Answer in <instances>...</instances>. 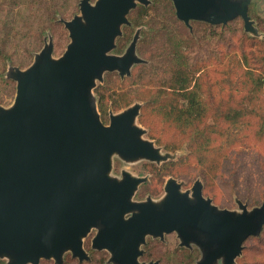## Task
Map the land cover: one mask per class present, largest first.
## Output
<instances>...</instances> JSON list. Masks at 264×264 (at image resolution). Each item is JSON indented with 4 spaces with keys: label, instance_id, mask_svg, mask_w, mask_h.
Masks as SVG:
<instances>
[{
    "label": "water",
    "instance_id": "95a60500",
    "mask_svg": "<svg viewBox=\"0 0 264 264\" xmlns=\"http://www.w3.org/2000/svg\"><path fill=\"white\" fill-rule=\"evenodd\" d=\"M170 1L188 29L191 21L224 26L240 18L243 30L256 35L251 0ZM148 4L80 0L79 14L62 21L69 42L60 56L53 57L49 38L27 68L7 69L15 96L9 107L0 106V258L8 264H37L67 250L80 256L91 228L98 229L92 246L107 249L113 264H158L139 262V248L146 236L170 233L179 246L198 248L195 264H235L243 243L262 231L264 203L219 209L203 196L199 181L182 191L172 178L160 200L134 202L146 178L110 175L114 156L156 164L170 158L143 138L136 124L140 104L109 113L105 125L92 94L105 73L122 79L143 62L135 53L138 31L122 54L112 51L122 26L130 24L129 12Z\"/></svg>",
    "mask_w": 264,
    "mask_h": 264
},
{
    "label": "rangeland",
    "instance_id": "374dc122",
    "mask_svg": "<svg viewBox=\"0 0 264 264\" xmlns=\"http://www.w3.org/2000/svg\"><path fill=\"white\" fill-rule=\"evenodd\" d=\"M79 1L0 0V106L9 107L15 96V82L6 78L9 67L27 68L49 38L54 46L53 57L64 52L69 38L62 21L79 14ZM251 4L259 5L252 21L256 35L245 32L239 19L225 27L192 21L188 29L175 17L170 0H158L151 16L137 21L136 25L122 26V34L116 41L124 45L119 53H112L122 54L138 31L135 53L143 60L141 64L151 62L160 68L154 73L148 69L143 83L137 80L139 64L133 65L130 76L122 79L116 72L105 73L102 82L97 81L92 91L96 108V92L104 95L106 114L97 109L101 122L108 124L109 113L116 114L135 103L141 105L140 115L146 102L155 99L152 92L156 93L159 80L166 76L164 69L168 64L164 56L175 47L176 51H182L188 65L198 70L195 77L200 76V97L206 104V116L201 126L206 132L207 129L213 131L208 150L201 152L189 147L193 144L189 142L190 131L180 130L154 112L146 115L147 126H143L138 122V115L136 124L145 130L143 138L152 141L161 154L169 153L170 158L158 164L112 158L111 176L119 178L121 171H126L132 176L146 178L132 200L143 201L146 197L160 200L165 182L172 178L181 185L182 191H189L193 183L199 181L203 196L219 209L238 211L239 201L248 209L264 203V87L252 96L245 74L246 70H251L264 83V0H251ZM127 19L130 22L132 15L128 14ZM114 100L119 102L117 108L113 107ZM120 100L124 102L120 103ZM228 107L242 113L243 119L239 123H223L220 117ZM148 129L154 139L148 137ZM165 146L177 149L168 151ZM167 241L173 251L162 264H195L200 258V251L195 246L189 247L193 249L189 256L174 254L179 241L174 234L168 236ZM252 247L255 248L248 251ZM245 248L243 259L248 261L254 255L259 256L253 239L246 241ZM240 257L235 264L241 263Z\"/></svg>",
    "mask_w": 264,
    "mask_h": 264
},
{
    "label": "trees",
    "instance_id": "16d2710c",
    "mask_svg": "<svg viewBox=\"0 0 264 264\" xmlns=\"http://www.w3.org/2000/svg\"><path fill=\"white\" fill-rule=\"evenodd\" d=\"M150 1L147 6L136 5V7L129 12V14L132 15V20L129 22L130 26L136 25L137 21L143 20L144 18L151 16L150 13L153 10V7L157 5L158 0H150ZM257 12H258L257 5L256 4L252 5L250 3L248 8V16L251 21H253V15H255ZM236 19L241 20L240 18H236ZM141 24H143V22ZM205 25L211 27L226 26V25L222 26V25H209V24H205ZM123 45L124 44H120L116 41V46L113 52L115 51L116 53H119ZM52 46H53V42H52ZM53 54H54V46L52 50V55ZM164 57H165V62L168 64L167 68L164 69L166 76L165 78L159 80L158 82L159 86L157 88L156 93L152 92V95L155 99H150L149 101L146 102L144 108L142 109V112L138 117V122L143 126H147L146 115L149 114L150 112H154L162 120L170 121L178 128H180V130L190 131V135L192 138L189 140V142L191 141L193 144H191L189 147H195L198 151L205 152L208 150L210 144L209 142L212 138L211 135L213 134V131L212 129H207L208 131L206 132L205 129H203L201 126L203 125V121L206 116V104L200 97L201 96L199 92L200 76L195 77L196 74L198 73V70L195 67L188 65V63L186 62L185 58L182 55V51L180 49L176 51L175 47H172V49L168 52V55L166 54V56ZM243 60L247 65V59L245 55L243 56ZM137 67H138L137 80L138 81L140 80V83L144 80L145 74L146 73L148 74V69H152L154 73V70L160 68L157 66L156 67L153 66L151 62H148V64L140 63ZM245 74L248 76L249 79L248 81L250 87V94L252 96H256V94L259 93V91L263 90L264 83H262L260 81L261 79L258 78V75H255V73L251 70H246ZM193 82L194 85L191 86ZM96 97H97L98 111L102 114H106L107 107L106 104L104 103L103 93L96 92ZM121 102L124 101L120 100V103ZM112 104L114 105L113 107H116L118 106L116 104H119V102L114 100L112 101ZM220 118L223 121V123L237 124L243 119V115L238 109L234 107H228L226 112H224V114ZM147 135L150 139H154V134L150 129H148ZM156 142H159L158 139H156ZM165 148L168 151H175L177 149L175 147H170V146H165ZM212 164H213L212 166H215V163ZM263 232H264V227L258 236L249 237L247 239V240L249 239L254 240V245H256V248L259 250L258 251L259 256L254 255L248 261L243 259L245 258L244 256L245 249L247 251V248H245V243L247 241L246 240L242 246V252H241L242 256L241 255H240L241 257L239 256L241 259L240 261L241 263L239 264H264V236H262ZM254 248L255 247H252L248 249V251H251ZM192 251H193L192 248L185 249V248L176 247L174 249V254L183 253L189 256ZM195 253L197 254V250ZM164 259L162 256L160 260V264L163 263Z\"/></svg>",
    "mask_w": 264,
    "mask_h": 264
},
{
    "label": "flooded vegetation",
    "instance_id": "af4514ba",
    "mask_svg": "<svg viewBox=\"0 0 264 264\" xmlns=\"http://www.w3.org/2000/svg\"><path fill=\"white\" fill-rule=\"evenodd\" d=\"M134 202H142V201H134ZM128 217L129 215H126L124 218H128ZM97 233H98L97 228H91L88 231V233L82 238V244H81L83 251L82 255L77 256L74 255L71 251L67 250L64 251L58 259L42 258L38 261L37 264H113L112 262H110L111 254L107 249H97L92 246V241ZM173 234L174 233L163 234L162 238L146 236L144 239V244H142L139 248L141 251V255L138 257V261L144 263L158 262V264H160V260L162 256L163 259L164 257L165 258L170 257L172 253V249H169L167 238L168 236ZM178 247L190 249L179 246V241H178ZM0 264H8V262L6 259L0 258Z\"/></svg>",
    "mask_w": 264,
    "mask_h": 264
}]
</instances>
